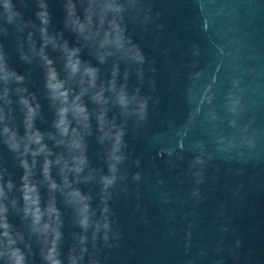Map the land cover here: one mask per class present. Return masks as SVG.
<instances>
[{"label":"water","instance_id":"water-1","mask_svg":"<svg viewBox=\"0 0 264 264\" xmlns=\"http://www.w3.org/2000/svg\"><path fill=\"white\" fill-rule=\"evenodd\" d=\"M15 2L32 16L33 0ZM47 2L62 29L59 0ZM134 3L126 34L145 62L142 75L129 68L127 83L148 98L147 115L126 124V159L109 189L112 228L106 244L97 242L100 264H264V0ZM0 44L13 67L29 71L11 35ZM100 67L106 76L108 66ZM31 80L42 93L39 69ZM41 103L46 129L42 95ZM100 152L89 138L90 161L107 174ZM0 160L18 179L3 146ZM82 187L97 207L100 185ZM73 230L66 214L65 252Z\"/></svg>","mask_w":264,"mask_h":264},{"label":"clouds","instance_id":"clouds-1","mask_svg":"<svg viewBox=\"0 0 264 264\" xmlns=\"http://www.w3.org/2000/svg\"><path fill=\"white\" fill-rule=\"evenodd\" d=\"M59 2L62 29L53 25L47 0H33L31 17L15 0H0V36L14 38L19 61L29 66L19 72L0 44V146L19 170L17 179L0 160V264H100L97 242L106 244L112 228L109 189L126 159V124L147 115L148 98L127 83L129 68L142 75L145 62L126 34L134 0ZM33 68L42 74V93L32 90ZM41 95L51 113L46 129L38 124L45 121ZM92 137L107 174L90 161ZM93 182L100 185L97 207L82 187ZM66 214L75 230L65 252Z\"/></svg>","mask_w":264,"mask_h":264}]
</instances>
